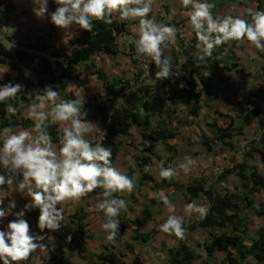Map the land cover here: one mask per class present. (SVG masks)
<instances>
[{
    "label": "rangeland",
    "instance_id": "rangeland-1",
    "mask_svg": "<svg viewBox=\"0 0 264 264\" xmlns=\"http://www.w3.org/2000/svg\"><path fill=\"white\" fill-rule=\"evenodd\" d=\"M1 1H3V4H0V17L3 14L4 9H6V6H10V11L8 20L4 23H0V40L12 52L21 48L16 41L19 40L18 37H16V32L23 29L30 31L31 28L36 27L39 21H51L50 14L55 11V8L48 4L50 7L48 15L44 18H38L33 11L34 5L32 0ZM162 1V4L159 3L160 5H158L154 0L153 11L149 15L150 17L155 16L157 22L169 24L177 29L176 40L169 46V49L166 50V55L173 57V51H176L178 63L175 66V69L181 70L186 66L187 60V57L182 54L184 49H189L193 55L198 54V51L195 48L196 42L192 47L189 46L190 44H193L191 39H195V33L192 31L189 23L188 14L191 11V8H183L180 4V0ZM205 1L206 0L201 2ZM210 1L212 2V0ZM244 1L245 0H232L230 6H224L220 9L212 10L213 15L222 16L231 14L233 16H241L242 18L247 19L248 10L251 6L247 4L243 5ZM21 6L25 9H22ZM171 6L172 11L170 9ZM251 9H255L256 11L255 7H252ZM21 10L22 12H20ZM26 16H28V18H26ZM128 22L130 23V33L118 37V53L114 56L108 54L98 55V65L103 66L110 76L121 77L124 80H133L135 74L142 70L143 75L141 77L144 82L151 85L152 88L160 94L161 108L159 112L151 118L147 125L141 127L134 125L129 134L116 138V141L120 143V152L113 163V166L124 174H126L130 166L135 168L136 187L132 193H135L137 200L135 201V199L131 197L132 193H126L123 195V199L127 203V210L121 212V217L127 225V230L116 239V243L114 244V247L111 248V251L116 254L117 260L120 264H160L161 262L167 261L170 256L169 250L178 246L179 239L174 235L169 236L162 233L159 230V226L167 220L169 215L174 214L182 219L183 227L186 230V236L188 237L190 245L193 248L200 250L204 255L205 251L204 248L201 247V243L206 240L208 232L205 229L191 230L186 228L188 224L192 223L193 218L198 219L199 217L194 213L189 214L185 212V206L196 199L192 202H187L185 200L184 185L196 178L205 177L208 184L214 186L217 190L222 192L226 188L229 189L230 187L227 182L228 177L230 176L234 178L235 174H230V172L224 180H219L218 177L225 171V169L231 168L234 165L232 159L239 163L245 162L247 164V162H249L252 166H256L260 173H262L260 171L261 169L264 170L263 159L260 161L261 154L259 151H253V157L246 156V153L251 150L249 149V143L255 138L256 140L259 139L262 133L261 128L251 126L247 131L248 133L244 134H240L235 130V128L240 125V119L237 116L238 109L240 104H246L250 89L252 87H264V53L260 54L259 51L246 40L243 42H230L227 44L226 50L235 53L239 60V67L242 68L243 71L241 73H236L234 70H227L224 68L219 70V74L215 78L216 95L210 99H204L203 108L198 117L189 113L188 105L183 97L178 99V104L176 106L177 111L172 112L170 111V97L173 96L174 90L178 89L179 85L175 81V78L167 79L162 82L155 80V64L147 58L138 57L135 50L131 49V44L135 45V41L138 39V21ZM3 25H5V29L3 28ZM53 31H56V29H53ZM79 31L80 29L73 28L70 30L72 36H70L69 32H66L65 35H57L58 37H52V34H50L51 37H48V35H42L40 32L37 34L36 31L32 32L31 30L29 36L31 39L45 40L47 42L54 40L57 44L65 48L66 51H69L72 47L71 40L78 35ZM9 36L12 37L13 40H10ZM133 57L136 61H133ZM55 67L57 69L60 68L59 65H55ZM83 67L86 70V67ZM83 67L76 69V72L71 78L70 86L75 89L77 99L81 100L83 106L82 112L86 113L84 119L93 124L92 130L86 135V138L93 146H95L96 144L101 143L105 135L104 128L101 124L96 123L98 125L97 129L94 128V118L98 115L95 106L97 104H108L109 101L106 98L101 82L92 73V70L85 71ZM6 71L7 67L2 65L0 67V76L4 81V84L9 82L13 83L12 79L8 80L10 77H7V75L5 76V74L8 73ZM84 71L86 73L89 72L90 75H94L95 78L92 79V81L88 80L85 82L84 79L89 76L86 75L82 77L81 74L85 73ZM25 72L30 77H37V75L29 69H25ZM117 89L119 88L117 87ZM123 101L124 98L120 96L117 106L121 105ZM215 120L217 124L227 127L230 130L232 129L233 136L225 138V140L230 142L232 146L225 144L218 138H213L214 127L212 125ZM160 127H168L177 130L178 135L168 141V144L160 142L157 145V152L160 155V158L154 159V165L150 166V170L147 172L157 179V183L152 180H143L139 189L137 181L141 179L146 166L141 167L139 165L137 157L140 155V151L133 144L141 140L140 134L142 131H150ZM204 139H207L206 141L208 145L212 147L211 150H208L203 143ZM254 144L258 147L262 146L258 141ZM56 146L58 150L59 145L57 143ZM217 155L221 158H218ZM185 156H190L194 161L192 170L187 175H185L182 170L178 169V165L184 162ZM169 158H171L170 161ZM160 161H164L165 167L171 166L177 168L178 174L172 180H168L174 183L171 186L161 187L159 185L162 180V178L159 177L158 165ZM205 168L207 170L206 176L204 175ZM2 172L3 169L0 168V173ZM231 182L233 185L235 184L234 179ZM10 191L16 192L9 189L7 185L2 187V196H0V199H3L4 203L6 202L5 194ZM161 191H163L172 204L175 205L174 213H170L160 199L159 193ZM202 197L204 198L205 196L202 195ZM255 198L256 205L251 214L252 216L254 214L259 215L257 213V210L259 209L258 203L261 201L263 202L264 193H259ZM97 203V197H89L88 195L79 203L66 202L63 204L64 222H62L60 230L52 232L45 229V231L41 233L38 229V224H36L32 233L44 235L45 240L43 243L48 244L53 248L58 244L56 241H62L61 244L64 246L70 264H90L87 259L74 254L72 244L67 239L74 234L73 227L69 223V213L71 214V211L79 205H84L86 207L89 212V228L94 234L92 238L87 240V247L92 252H99L104 249L108 242L107 233L102 228V224L105 222L106 217L102 211L96 210ZM201 203V200H199L196 204L199 205ZM204 203L208 208V200L207 202L204 201ZM146 206L149 207L151 217L146 224L139 226L134 223V221L145 216L143 210ZM57 207L59 208L60 205ZM250 221H253L252 218H250ZM31 225H34V221ZM135 230L140 232L153 231L154 234L150 241L144 243L141 240L133 239ZM253 236L254 235L249 234V238L246 239L245 243L250 244ZM127 243L134 245V251L128 250ZM37 252H39V250H37ZM224 254L225 253L222 251L215 254L213 258L214 264H220L225 256ZM34 264H36V262H34ZM243 264L252 263L249 260H246Z\"/></svg>",
    "mask_w": 264,
    "mask_h": 264
},
{
    "label": "trees",
    "instance_id": "trees-1",
    "mask_svg": "<svg viewBox=\"0 0 264 264\" xmlns=\"http://www.w3.org/2000/svg\"><path fill=\"white\" fill-rule=\"evenodd\" d=\"M231 1L212 0L211 2L206 0L205 2L213 4L212 10H217L224 6H230ZM49 2L56 9L57 5L53 0H49ZM0 4H3V1L0 0ZM9 8L8 5L4 9L0 17V23L8 20ZM256 11H264V0H257ZM247 20L251 22L249 15ZM128 33H130V23L114 18L111 24L94 21L91 32L80 29L78 35L71 40L72 47L69 51H66L57 42L50 44L38 40L35 42L17 41L21 48L12 52L0 40V64L4 63L10 69L15 70V84L22 86L16 99L11 101L18 109L15 115L7 112V104L0 103V129L8 126L14 128L18 125L28 129L32 128L33 121L27 119L25 115L26 107L35 96L29 92L30 88H34L36 93H42L46 86H50L53 90H58L64 100L77 99L74 91L68 88V79L71 77L74 68L82 64L87 70H92V73L101 82L109 101L108 104H97L95 109L105 130L104 138L100 144L111 149L113 164L120 152V143L116 141V138L129 134L134 125L138 127L147 125L161 108V96L151 85L144 82L141 77L143 75L142 70L135 74L133 80H124L121 77L110 76L103 66L98 65L97 56L100 54L116 55L119 50L118 37ZM49 37H51L50 34ZM9 39L13 40L10 36ZM191 41L193 44L189 46L192 47L196 40L192 38ZM226 47L227 44L214 49L213 57L209 59L207 64L198 61L199 53L193 55L187 48L182 51V54L187 57L186 66L180 70L181 74L179 76L173 78H175L178 85L183 83L184 87L178 86V89L174 90L173 96L170 97V111H177L178 99L183 97L188 105L189 113L198 117L202 111L204 99H210L216 95L215 78L218 76L219 70L224 68L234 70L236 73L243 71L239 67V60L235 53L233 51L228 52ZM131 49L135 50L134 44H131ZM259 53L262 54V52ZM176 56V51H173V57L169 56L174 71L178 63ZM133 61H136L134 57ZM55 65H59L60 68L57 69ZM25 69L33 71L37 78L33 79L28 76ZM9 76L7 74V77ZM3 82L0 79V85H3ZM120 96L124 98V101L117 106ZM237 116L240 119V125L235 130L240 134L245 133L244 128L247 125L255 120L258 122L262 133L258 140L256 138L251 140L249 143V149L251 150L246 153V156L253 157V151L257 150L264 160V87H252L250 89L246 104H240ZM212 126L214 127L213 138H218L225 144L232 146L230 142L225 140V138L233 136L232 129L217 124L216 120ZM48 131L53 142L58 144L60 135L58 126H50ZM177 135V130L168 127L142 131L140 134L141 140L133 144L140 151V155L137 157L139 165L141 167L153 166L154 159L160 158L157 145L160 142L168 144L167 142ZM206 140L204 139L203 143L208 150H211L212 147L208 145ZM256 141L261 143L262 146H256L254 144ZM170 160L171 158H169ZM232 161L234 165L225 169L218 178L224 180L227 174L236 171L243 182L240 186L235 187V190L226 188L221 192L214 186L209 185L205 177L196 178L184 185V196L187 202H192L202 195L209 202L207 215L204 218H193L192 223L186 226L191 230L203 228L208 232L206 240L201 243V247L205 251L204 255L200 250L189 244L186 236L184 240H179L177 247L169 250L170 256L167 261L160 264H214L213 258L218 251L225 253L220 264H243L249 256L255 258L256 264H264V227L258 229L256 237L251 239L250 244L245 243L246 239L249 238V211L255 208L256 194L264 190V175L258 171L256 166L250 167L245 162L239 163L234 159ZM135 171V168L130 166L126 175L133 177ZM19 179H22V177ZM143 180H152L157 183L154 176L143 172L141 179L137 181L139 189ZM172 184L174 183L164 179L159 183L161 187L171 186ZM100 192L101 189L98 188L95 192L89 193L88 196L98 197ZM131 197L135 201L137 200L135 193H132ZM120 198L123 199V196ZM258 205L257 213L259 215L264 214V203L261 201ZM143 213L145 216L134 221L139 226L146 224L151 217L148 206L145 207ZM39 214V209L26 212L25 219L31 227L33 221L38 224ZM88 217L89 212L84 205L77 206L69 214V221L74 231L70 241L74 254L87 259L90 264H120L116 254L111 251L114 245L109 242L99 252H92L88 249L87 240L94 235L89 228ZM118 219L120 220V229L117 238L127 230V225L121 215ZM153 234V231L140 232L135 230L133 239L146 243L152 239ZM127 248L129 251H134V245L131 243H127ZM33 255L40 258L43 264H70L64 246L59 243L55 245V248L49 246V252L46 254L33 253ZM0 264H3V261H0Z\"/></svg>",
    "mask_w": 264,
    "mask_h": 264
},
{
    "label": "clouds",
    "instance_id": "clouds-1",
    "mask_svg": "<svg viewBox=\"0 0 264 264\" xmlns=\"http://www.w3.org/2000/svg\"><path fill=\"white\" fill-rule=\"evenodd\" d=\"M57 5L50 14L56 27L67 31L73 28L91 32L94 21L113 23L114 18L121 21H138V39L135 52L138 57L147 58L155 64V80L164 81L181 74L173 70L171 58L166 50L175 42L177 29L174 26L157 22L153 11L154 0H53ZM33 11L38 18L48 15L49 0H32ZM182 7L191 8L189 23L195 33V48L198 61L207 64L213 57L214 49L232 41H247L259 52L264 53V11L248 10L249 20L241 16L213 15V4L201 0H181ZM234 7V5H233ZM179 87L183 88L181 83ZM20 84L11 82L0 85V103L7 104V112L15 115L17 107L11 103L21 92ZM80 99L61 100L58 90L46 86L37 92L28 105L25 115L33 121L32 128L16 130L11 126L0 129V189L7 185L19 191L30 202L24 209L13 212L15 200L4 207L0 199V224L9 216L6 228H0V261L3 264H26L33 253L43 255L49 252L48 244L43 243L44 235L33 234L25 219L27 211L39 209L38 229L55 232L64 222L63 204L79 203L89 193L101 189L96 210L106 217L102 224L107 233V242L116 243L122 211L127 203L120 198L130 194L136 187V177H129L112 164V151L101 144L95 146L86 138L93 124L86 121ZM83 117V118H82ZM50 126H58V150L49 134ZM194 164L190 156L178 165L185 175ZM159 177L172 180L178 174L177 168L165 167L159 162ZM150 166L145 167V172ZM22 177V179H19ZM119 194V195H117ZM160 199L170 213L175 205L163 191ZM60 205L58 208L57 206ZM185 212L197 214L199 218L207 215V208L196 203L185 206ZM159 230L179 240L186 238V230L179 216L169 215L159 226ZM68 241H71L69 236ZM54 250V249H53Z\"/></svg>",
    "mask_w": 264,
    "mask_h": 264
},
{
    "label": "crops",
    "instance_id": "crops-1",
    "mask_svg": "<svg viewBox=\"0 0 264 264\" xmlns=\"http://www.w3.org/2000/svg\"><path fill=\"white\" fill-rule=\"evenodd\" d=\"M156 2H157V4L158 5H160V4H162V0H155ZM201 1H204V0H201ZM18 3V2H17ZM17 3H15L16 5H18ZM160 3V4H159ZM49 4H50V6H52L51 5V3L49 2ZM180 4H181V0H180ZM244 4H247V5H249V6H251V8L252 7H255L256 8V5H257V0H256V3H255V0H245L244 1V3H243V5ZM182 5V4H181ZM22 7V6H21ZM49 6H48V11H49ZM250 8V9H251ZM22 9H25L24 7H22ZM171 11H172V6H171ZM51 11V10H50ZM253 11H255V9H253ZM20 12H22V10L20 11ZM11 13V12H10ZM49 13V12H48ZM8 17H9V13H8ZM26 18H28V16H26ZM44 23V24H43ZM43 24V25H42ZM5 27V25H3V28ZM5 29V28H4ZM53 29H56V31H53ZM32 30V32L33 31H36L37 32V34H39V32L43 35V34H45L46 36L48 35V37H49V34H52V37H58L57 35H65V33L66 32H69V34H70V30H67V31H64V30H62V29H60V28H58V27H56L55 25H53L52 23H51V21H49V20H47L46 22L44 21H39L38 22V24L36 25V27L35 28H31L30 29V31ZM30 31H26V30H21V31H19V32H16V37H18V39L19 40H16V41H24V42H26V41H31V42H35V41H38V39H31L30 38ZM51 32H53V33H51ZM56 35V36H55ZM70 36H72L71 34H70ZM27 38H30V39H27ZM42 41V40H41ZM44 42H47V41H45V40H43ZM52 42H55L54 40H52L51 42H48V43H52ZM2 65H4V66H6L7 67V71L6 72H8L7 74H9L10 76V78L8 79V80H10V79H12V81H13V83L15 84V81H14V77H15V75H16V72H15V70H13V69H10L9 67H8V65H6V64H4V63H2V64H0V67L2 66ZM84 65H77L75 68H74V70H73V72H72V75H71V77L68 79V88L70 89V90H73L74 91V93L76 94V91H75V89L72 87V86H70V81H71V78H72V76L74 75V73L76 72V69L77 68H81V67H83ZM83 69L85 70V68L83 67ZM85 71H88L87 69L85 70ZM84 71V72H85ZM7 74H5V76L7 75ZM89 76L88 78H86V79H84L85 80V82L86 81H88V80H91L92 81V79H94L95 78V76L94 75H90L89 74V72L88 73H83V74H81V76L82 77H84V76ZM33 79H36L37 77H32ZM0 79H2L1 78V76H0ZM3 80V79H2ZM84 80H82V81H84ZM3 84H4V82H3ZM29 92L32 94V95H35L36 94V90L34 89V88H30L29 89ZM60 99L61 100H64V98H63V96H60ZM27 109V108H26ZM26 111V110H25ZM95 119V127L94 128H96L97 129V124H101V126H103V124H102V121H101V119H100V117H99V115H96V117L94 118ZM0 120H1V118H0ZM86 121H88V120H86ZM97 123V124H96ZM251 126H256L257 128H259V125H258V122L255 120V121H253L251 124H249V125H247L245 128H244V131H245V133H248L247 131H248V129L251 127ZM104 128V127H103ZM14 129H16L17 131L18 130H21V129H28V128H24V127H22V126H15L14 127ZM30 130V129H29ZM104 132H105V130H104ZM104 138V137H103ZM54 144H56V142H54ZM254 154H258V153H254ZM261 156V155H260ZM217 157L218 158H221V157H219V155H217ZM255 158V157H254ZM262 160V157H261V159H260V161ZM262 162L264 163V161L262 160ZM247 164L249 165V166H252V164L251 163H249V162H247ZM254 166V165H253ZM213 167V166H212ZM215 167V166H214ZM259 167V166H258ZM217 168H219V167H217ZM260 170V169H259ZM206 168H205V176H206ZM262 173L261 174H263L264 175V170H260ZM235 174V177L233 178V177H228V180H227V182H228V184H229V189H231V190H235V187H237V186H240L241 185V183L243 182V180L237 175V173L236 172H231L230 174ZM229 175V174H228ZM235 180V184L233 185V183L231 182L233 179ZM259 193H264V190H261V191H259L257 194H256V196L259 194ZM0 196H2V189L0 190ZM5 198H6V202L4 203V207H7L8 206V204H9V202L10 201H12V200H15V202H16V208L13 210V212H18V211H21V210H23L24 209V206L27 204V203H29L30 202V198L29 197H26V196H24L23 194H21L19 191H16V192H12V191H10V192H8V193H6L5 194ZM199 200H201V204H199V205H202V206H205L206 208H207V206H206V204L204 203V201L205 202H207V200H206V198L204 197H202V196H200L199 198H197L195 201H193L192 203H197ZM258 200V199H257ZM263 202H264V200H263ZM188 204H190V203H188ZM72 208V207H71ZM75 209V208H74ZM74 209L71 211V212H73L74 211ZM253 213V210H250L249 211V216H250V218H252V220L253 221H250V230H249V234H252V235H254L252 238H255L256 237V232L258 231V229H260V228H262V227H264V215H262V216H259V215H251ZM70 214V213H69ZM197 215V214H196ZM15 217L14 216H9V217H7L6 219H4L3 220V222H2V224H0V228H6V226H7V224H8V222L10 221V220H12V219H14ZM69 223H70V221H69ZM252 224V225H251ZM36 224L34 223V225L31 227V230H33V228H34V226H35ZM71 225V224H70ZM197 229H203V228H197ZM188 238V237H187ZM189 241V240H188ZM57 243H59V244H61V242L62 241H56ZM190 244V243H189ZM220 251H218V252H216V254L217 253H219ZM37 253H39V252H37ZM247 260H249L252 264H255L256 263V260H255V258L254 257H252V256H249L248 257V259ZM34 262H36V264H43V262H42V260L40 259V258H38L36 255H32V257L30 258V260L29 261H27L26 262V264H34Z\"/></svg>",
    "mask_w": 264,
    "mask_h": 264
}]
</instances>
